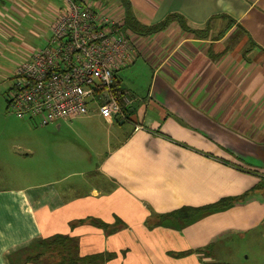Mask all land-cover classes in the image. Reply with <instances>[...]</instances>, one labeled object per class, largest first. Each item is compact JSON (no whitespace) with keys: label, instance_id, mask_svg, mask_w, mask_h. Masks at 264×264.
<instances>
[{"label":"crops","instance_id":"crops-1","mask_svg":"<svg viewBox=\"0 0 264 264\" xmlns=\"http://www.w3.org/2000/svg\"><path fill=\"white\" fill-rule=\"evenodd\" d=\"M65 1L0 0L6 110L16 66L45 46ZM101 1L144 29L167 23L133 34V60L120 70L149 74L125 84L115 73L132 100L124 118L91 108L49 124L58 137L26 151L38 154L32 172L0 188V264H23L24 251L54 235L103 264H229L216 254L234 244L264 264L253 251L264 249V0Z\"/></svg>","mask_w":264,"mask_h":264},{"label":"built area","instance_id":"built-area-1","mask_svg":"<svg viewBox=\"0 0 264 264\" xmlns=\"http://www.w3.org/2000/svg\"><path fill=\"white\" fill-rule=\"evenodd\" d=\"M124 13L101 0H66L45 46L16 66L7 111L39 127L85 117L91 108L105 121L124 118L119 103L126 108L132 100L112 91L113 75L134 57Z\"/></svg>","mask_w":264,"mask_h":264},{"label":"rangeland","instance_id":"rangeland-1","mask_svg":"<svg viewBox=\"0 0 264 264\" xmlns=\"http://www.w3.org/2000/svg\"><path fill=\"white\" fill-rule=\"evenodd\" d=\"M16 51L18 52V50ZM3 56L13 60V63H17L18 59H14L15 52L7 51L4 52ZM7 62L0 60V64L6 68H12L10 65L11 61L10 63ZM146 69L142 65L141 69L136 68L133 73L120 71L118 75L125 84H137L140 81L142 82L143 78L149 74ZM8 86H10V81L8 80L0 83V188H7L12 185V178H15V183L17 184L19 173L28 174L32 172L33 164L38 154L27 153L25 155L28 149L34 151L38 141L47 143L50 142V139L55 140L58 137L54 131V125L39 128L36 126L35 120L30 122L21 121L13 114L7 112L2 93ZM22 169L23 171L20 172ZM255 246L256 248L253 250L255 253L264 251L261 246L260 248H258L257 244ZM240 247V244H234V250L233 248H228L226 251L220 250L216 254L218 256L217 261L229 264H262L260 260L254 259L253 252L243 251L242 247L241 249ZM246 256L249 258H245Z\"/></svg>","mask_w":264,"mask_h":264},{"label":"trees","instance_id":"trees-1","mask_svg":"<svg viewBox=\"0 0 264 264\" xmlns=\"http://www.w3.org/2000/svg\"><path fill=\"white\" fill-rule=\"evenodd\" d=\"M77 2V1H76ZM167 26V23L163 24L158 28H147L144 29L138 26L131 16L126 12L123 24V29H127L135 35L138 36H148L162 30ZM183 28V25L180 24ZM112 91L123 93L119 88H117V81L115 74L112 80ZM122 113H127L128 110L121 104ZM125 115V114H124ZM244 194L242 197L246 196ZM241 198L237 199H222L219 202L213 204L207 208H182L174 211L167 216V218H175L178 220L189 219L196 216L206 209H219L225 208L232 204L239 202ZM95 223V222H93ZM106 232L114 231L115 229L109 230L104 224H97ZM104 258L102 255H91V256H79L77 241L73 238L64 235H54L36 242L33 246L28 248L22 254V263L26 264H103Z\"/></svg>","mask_w":264,"mask_h":264}]
</instances>
